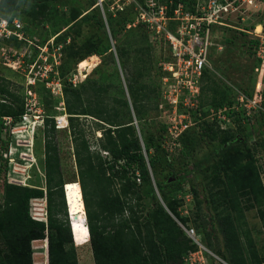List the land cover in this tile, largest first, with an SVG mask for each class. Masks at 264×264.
<instances>
[{
	"label": "trees",
	"instance_id": "trees-1",
	"mask_svg": "<svg viewBox=\"0 0 264 264\" xmlns=\"http://www.w3.org/2000/svg\"><path fill=\"white\" fill-rule=\"evenodd\" d=\"M182 1L188 10L194 11L196 0ZM177 2L178 0H174V6ZM78 3L87 11L92 23L99 30H103V20L97 12V0H43L40 8L47 25L43 26L44 36L41 38H38V32L15 16L11 7L2 1L0 18L10 21L15 18L23 24L25 36L29 40H37L30 46L35 55L38 52L37 47H42L51 38H54L55 48L61 46V63L58 66L62 83L60 99L67 116L66 128L72 143L93 262L183 264V257L189 251H194L195 246L163 206L157 203L154 210H144V198L136 181L139 179L141 182L150 183L152 177L159 176L162 160L167 155L161 144L166 133L161 121L158 122L156 139L149 137L144 145L133 125L134 119L139 122L146 113L149 115L152 112L154 116L160 114L158 80L161 70L158 63L163 59L162 49L158 55L155 54L156 49L149 42L148 32L143 25L126 28L135 20L134 10L129 8L131 10L118 13L120 21L115 19L116 16H110L109 23L123 30L136 32L140 37L139 42L146 43L144 47H136L139 65L125 76L129 101L123 96H109L108 92L113 86L104 82L88 79L72 86L67 76L70 60L78 63L93 54L103 56L111 49L105 33L103 35L106 44L100 45L90 40L75 45L70 43L69 34L62 32L64 29L61 31L55 26V22L61 19H70ZM130 12L133 14L132 18L128 17ZM220 28L215 27L214 31ZM252 43L255 56L258 40L254 39ZM25 45L27 42L18 41L14 36L0 41V48L7 46L18 49ZM118 53L121 57L126 54L122 48ZM152 69L155 71L156 81L150 84L142 82L143 78L150 77ZM0 82L1 136L4 119L21 121L27 108L24 96L9 89V83L4 79L0 78ZM220 82L212 77L210 69H204L199 96L203 115L205 112L202 108L218 109L233 103L234 98L226 97L223 83ZM29 88L35 92L37 105L43 111L46 106H50L49 100L55 98L48 89L45 90L43 82ZM115 88L118 89V84ZM42 90L47 92L45 98L41 96ZM243 91L252 95L251 91ZM193 118L197 120L196 115ZM242 119L236 116V130L233 132L220 130L215 122L200 120L195 127L181 136L182 149L178 155L187 159L188 153L194 151L202 141L214 142L220 139L222 145L215 152L217 162L212 166L215 186L208 191L207 206L213 209L214 215L200 213L198 193L191 185L196 211L194 227L204 246L219 258L228 259L229 264H262L264 256L258 254L249 230H242V226L245 224V211L254 209L264 235V183L261 180V173L264 172V113L255 118L251 127H248L250 121L245 120L242 124ZM55 130L54 116L44 115L39 129L42 135L44 188H30L6 181L1 185L0 264H33L31 243L44 239L47 241V264H78L65 203V183L59 149L55 142ZM95 132H100L101 136L95 137ZM192 132L199 135V140L187 136ZM252 133L256 138L254 143L250 142ZM239 144L242 145L241 150L233 147ZM3 146L4 151L8 152V143H3ZM258 153L263 159V165L260 166ZM3 166L6 167L5 164ZM165 177L166 180H174L168 184L165 180H156V188L166 209L184 226L188 218L180 217L177 211L179 202L166 200L164 197L167 188L180 189L182 184L177 173H169ZM39 199H45L46 202V222L34 220L30 216V202ZM212 217L215 218V227ZM216 232L222 237V247L216 244ZM240 234L246 243L247 254L243 250ZM211 264L218 263L211 259Z\"/></svg>",
	"mask_w": 264,
	"mask_h": 264
},
{
	"label": "rangeland",
	"instance_id": "rangeland-1",
	"mask_svg": "<svg viewBox=\"0 0 264 264\" xmlns=\"http://www.w3.org/2000/svg\"><path fill=\"white\" fill-rule=\"evenodd\" d=\"M1 1L4 2L6 6L11 7L15 16L22 19L36 32H38V38L44 36L43 26L47 24L42 15V9L40 8V4L43 0H0V2ZM97 1L102 2V8L98 6L97 12L103 20V30H99L92 23L87 11L80 3H78V6L73 9L70 19H61L63 22H65L64 24H61V20H58L59 22H55V26L57 25L59 30L62 31L64 29L62 32L69 34L70 43L81 45L83 42L92 40L100 45L106 44L103 35L105 33L109 45L111 46L110 51L103 56L94 54L91 55L97 57V64L91 70L80 71L79 62L77 63L76 60H70L67 68L69 69L67 76L70 79L74 77L76 80V85L88 79L110 84L113 87L108 92L109 96H123L129 101L125 76L129 71L131 72L136 66L139 65V56L135 53L136 47H144L146 46V43L142 41L139 42L140 37L136 32L123 30L121 27H117L116 25H110V16L112 15L107 9V4L110 3L109 0ZM250 1L251 3H248L245 0V3H242L241 7L238 8V11L234 14V16L226 20L225 23L230 26V29L221 27L217 31L213 32L214 40L213 46L209 52L208 66L211 70L212 77L223 83V88L225 90L226 97L228 98H234L236 96V91L245 90L253 92L255 83L257 81V73H255L254 69L256 67L259 68L260 62H258L257 57L253 55L254 45L252 41L255 39L254 36H256V34H261L263 31L264 0ZM129 8L133 9V6L129 5L126 10ZM117 15L118 14H116L115 19L120 18L117 17ZM128 17L132 18L133 14L130 12ZM238 17L240 18L237 19ZM118 21H120V19H118ZM258 24L261 26L260 33H256L255 30ZM135 41L137 43H134ZM151 45L155 49L156 47L160 48L159 44L154 46L151 43ZM121 48L124 52H126L125 56L123 57H121L118 53L119 49ZM157 49L155 53L156 55L159 54ZM166 49L167 46L164 45L162 51V53L164 52V55ZM29 51L30 50L25 46H22L18 51L21 54L19 59L25 54H28ZM89 57L90 56H88L86 59ZM1 62L2 60L0 56V78L9 83V89L18 92V94L21 96H24L26 105L30 102V104L33 106V104H35L34 102H37V99H35L36 101H33L32 98L27 97L26 95V81L28 79L26 80V73L23 71L24 67H8L4 66ZM150 72L151 75L149 78H141L142 82L150 84L151 82L154 83V81H156L154 69L150 70ZM53 76L54 75H52V77ZM260 77L263 79L264 75H261ZM58 78L61 79L59 70L55 72V84H57L56 81ZM117 84L118 89L115 88ZM48 87L49 88L46 87L45 90L48 89L52 96L55 95V98L51 100L48 99L50 106L47 107L45 105L46 107L44 111L42 108L40 109L39 105H36L37 107L33 106V111L29 112L28 108L30 110V105H28L27 113L22 117V119L24 118L26 121L22 119L21 121L19 119L4 120V129L2 130L0 136V200L1 185L3 181L30 188H44L41 142L42 135L39 129H41L43 116L52 115L54 116L56 122L55 142L58 145L60 154V166L65 183L63 189L69 220L72 204L71 202L75 201L76 205H78L77 208H80L83 211L84 209L81 199L80 186L77 182V172L72 154L73 151L70 134L66 128L67 125H60V121L63 118H67L63 111L62 100L60 99L62 94L58 92L56 86L55 89H53V93L55 94L52 93V86L49 85ZM45 90L41 91V96L43 98L47 96L45 95L47 93ZM0 99H2L1 96ZM129 107L132 111L130 105ZM159 116L161 115L159 114L158 116H154V114L150 112L149 115L146 113L142 118L143 120H140L139 122L134 119L133 125L138 131V136L143 145L149 137L156 139L158 122L160 121ZM18 121L20 122L17 123ZM228 123L229 125L226 126L223 131H235L236 129H234L232 122L229 121ZM100 136V132H95V137ZM187 136L191 139L199 140V135H197L196 132L189 133ZM5 142L8 143V152L4 151L3 143ZM221 145L222 142L220 139L214 142L202 141L194 151L188 153L189 156L187 159L182 158L178 154L172 156L167 154L162 160L159 176L156 178L152 177L150 183L136 180L139 183V189L144 198V210L146 212L154 210L157 203L163 207H166L162 196L156 188V180H165V183L168 184L174 179L170 178L166 180L165 176H167L169 173H177V177L179 178L182 187L180 189L167 188L165 190L166 194L164 197H166V200H176L179 202L177 211L180 214V217L188 218V221L184 224V226L193 228L197 233L193 223V218L196 211L194 208V199L192 196L191 185L194 186L198 193V200L201 203L200 213L202 215L209 213L211 216H213V209L207 206L209 198L208 191L211 189L213 190V186H215L213 183L212 166L217 162L218 157L216 156L215 152L220 149ZM233 147L240 150L242 149V145L240 144ZM257 160L259 166L263 165V159L259 153L257 154ZM4 164L6 167L3 166ZM261 180L264 183V175L261 177ZM189 194H191V197ZM70 197L71 199L69 200ZM241 200L243 203L245 202L243 199ZM169 215H171V218L178 225L179 221L177 218H175L171 213ZM30 216L32 219L44 220V222H46L47 214L45 199L32 200L30 202ZM244 216L245 224L242 226V230H249L250 237L254 242L258 254L260 256H264L263 229L261 222L256 215V211L254 209L247 210L245 211ZM213 224L215 227V218L213 219ZM73 241L76 248L78 264H94L89 239L87 238L83 241L73 239ZM240 241L243 245L245 254H247L246 243L242 234H240ZM216 244L222 247V237L218 232H216ZM202 245L204 246L203 243ZM31 247L32 263L47 264L46 239L33 241L31 243ZM208 251L209 253H206L208 256L205 257V259L207 264H211V259H214V257L211 256V251ZM223 261L228 262V259Z\"/></svg>",
	"mask_w": 264,
	"mask_h": 264
},
{
	"label": "built area",
	"instance_id": "built-area-1",
	"mask_svg": "<svg viewBox=\"0 0 264 264\" xmlns=\"http://www.w3.org/2000/svg\"><path fill=\"white\" fill-rule=\"evenodd\" d=\"M245 0H196L194 11L188 10L182 0H178L174 6V0H109L107 9L112 16L124 12L129 5L133 6L135 13L134 23L128 24L127 29L143 25L149 35L150 42L159 47V51L166 45L167 49L162 61L158 63L161 70L159 82V105L158 110L161 123L165 126L166 133L161 141L162 147L169 156L179 154L182 145L181 136L190 128L195 127L200 120L215 122L223 131L229 125V121L235 128L236 116L242 119V124L250 121L251 127L255 118L264 113V26L261 34H256L258 45L255 56L260 62L259 68L254 69L257 73V81L254 93L247 95L244 91H236L233 103L222 108H207L202 110L199 106L200 83L204 69H209V52L213 46V32L215 27H230L226 20L232 18ZM251 3L250 0H246ZM96 6L102 8V2L97 1ZM171 11V14H169ZM104 15V14H103ZM23 24L18 19L7 20L0 18V41L16 37L18 41H25V47L29 49L28 54L18 52L20 48L1 47L0 56L2 64L8 67H21L26 73V95L36 101L33 89L36 83L43 82L44 85L55 86L60 94L62 89L61 80L58 78L55 84V72L61 63V46L55 48L54 38L47 41L42 47H37L36 55L30 46L37 40H29L25 36ZM50 48L52 51H50ZM27 52V51H26ZM52 75H54L52 77ZM72 86L76 85L74 77L68 79ZM55 94V93H53ZM55 96V95H54ZM29 98V99H30ZM37 107V102H34ZM30 105V110L28 108ZM30 102L26 105L29 112L33 111ZM196 115L197 120L193 118ZM9 119V118H5ZM4 119V120H5ZM26 120V119H24ZM256 141L252 133L250 142ZM146 155V154H145ZM264 172L261 173V177ZM139 181V179H137ZM191 197V194H189ZM178 222V221H177ZM186 237L195 246L194 251H189L183 257V264H207L205 257L208 249L202 245L201 237L193 228L182 226ZM211 256L218 264H229L212 252ZM264 264V262H263Z\"/></svg>",
	"mask_w": 264,
	"mask_h": 264
},
{
	"label": "bare ground",
	"instance_id": "bare-ground-1",
	"mask_svg": "<svg viewBox=\"0 0 264 264\" xmlns=\"http://www.w3.org/2000/svg\"><path fill=\"white\" fill-rule=\"evenodd\" d=\"M256 33H260L261 26L258 24L255 28ZM97 57L96 56H90L88 59H84L79 62V70H91L96 66ZM61 126H66L67 121L65 118H63L60 121ZM37 130V129H35ZM42 177V176H41ZM42 181V180H41ZM44 184V183H43ZM71 197L69 198V200ZM71 212H70V222L72 223V232H73V238L75 240L83 241L86 240L89 237L87 225H86V217L85 213L82 209L77 208L78 205H76V202H71Z\"/></svg>",
	"mask_w": 264,
	"mask_h": 264
},
{
	"label": "water",
	"instance_id": "water-1",
	"mask_svg": "<svg viewBox=\"0 0 264 264\" xmlns=\"http://www.w3.org/2000/svg\"><path fill=\"white\" fill-rule=\"evenodd\" d=\"M137 134H138V131H137ZM164 209L166 210V212H167L168 214H170L169 211L166 209V207H164ZM170 216H171V215H170ZM70 225H71V230H72V223H70ZM72 234H73V232H72Z\"/></svg>",
	"mask_w": 264,
	"mask_h": 264
},
{
	"label": "clouds",
	"instance_id": "clouds-1",
	"mask_svg": "<svg viewBox=\"0 0 264 264\" xmlns=\"http://www.w3.org/2000/svg\"><path fill=\"white\" fill-rule=\"evenodd\" d=\"M66 121H67V119H66ZM67 206V205H66ZM34 220H36V219H34ZM38 221H43L44 222V220H38ZM69 221H70V219H69ZM71 223V222H70ZM70 229H71V225H70ZM71 234H72V230H71ZM72 237H73V234H72ZM74 239V238H73ZM218 257V256H217ZM228 263V262H227Z\"/></svg>",
	"mask_w": 264,
	"mask_h": 264
}]
</instances>
